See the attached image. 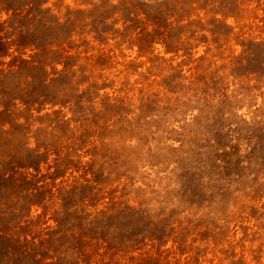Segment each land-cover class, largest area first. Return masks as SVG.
I'll use <instances>...</instances> for the list:
<instances>
[{"label":"rangeland","instance_id":"374dc122","mask_svg":"<svg viewBox=\"0 0 264 264\" xmlns=\"http://www.w3.org/2000/svg\"><path fill=\"white\" fill-rule=\"evenodd\" d=\"M0 264H264V0H0Z\"/></svg>","mask_w":264,"mask_h":264}]
</instances>
